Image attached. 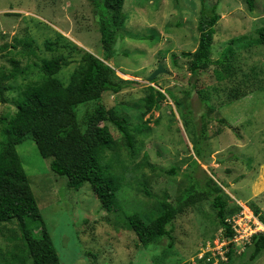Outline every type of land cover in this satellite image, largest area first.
I'll list each match as a JSON object with an SVG mask.
<instances>
[{
    "label": "rangeland",
    "instance_id": "obj_1",
    "mask_svg": "<svg viewBox=\"0 0 264 264\" xmlns=\"http://www.w3.org/2000/svg\"><path fill=\"white\" fill-rule=\"evenodd\" d=\"M203 1L216 4L219 14L211 60L227 46L234 52L232 72L221 81L215 64L192 80L190 59L183 55L197 47ZM123 11L126 20L105 63L130 83L76 107L81 124L98 104L128 121L132 148L112 122L100 123L112 135L100 162L121 178L117 208L102 209L87 182L78 190L68 187L66 176L51 171L50 159L39 155L30 137L16 147L61 263L264 264V252L251 260L248 247L252 234H264V45L255 43L257 29L264 26V0H256L252 12L243 0H124ZM47 41L54 43L52 51ZM72 44L102 58L91 0H0V72H8L12 60L25 70L6 82L0 119L15 111L22 89L41 80L42 59L63 55L70 63L56 77L69 81L81 55L68 47ZM159 65L163 71L148 81ZM202 124L206 137L196 148ZM204 172L228 197L226 217L235 230L232 260L209 201L176 215L171 246L166 237L140 243L126 215L149 218L165 193L175 204ZM29 226L38 237L40 226ZM21 249L16 220L0 224V264H21L14 258ZM23 264H32L31 259Z\"/></svg>",
    "mask_w": 264,
    "mask_h": 264
},
{
    "label": "trees",
    "instance_id": "obj_2",
    "mask_svg": "<svg viewBox=\"0 0 264 264\" xmlns=\"http://www.w3.org/2000/svg\"><path fill=\"white\" fill-rule=\"evenodd\" d=\"M91 1L97 13L102 58L77 45H68L81 55L78 66L71 72L66 84L56 75L70 61L63 55L42 59L41 80L22 89L18 93L15 111L0 119V224L16 220L22 249L21 258L16 255L14 258L21 264L26 257L31 259L32 264H62L51 236L44 226L36 198L17 152V145L26 137L34 141L42 158L50 159L49 166L53 173L66 176L68 187L78 190L87 182L102 209L110 211L117 208L116 193L120 188L121 178L111 174L100 162L101 153L112 142L108 127L100 123L105 120L112 122L124 136L128 147L132 148L128 121L116 114L112 115L111 110H106L103 105L98 104L85 115L81 124L76 107L98 101L104 92H117L120 87L130 83L118 79L114 69L105 63L113 56L114 44L126 20V14L123 11L124 0H101L103 9H98V0ZM255 1L243 0L249 12L255 9ZM218 19L216 4L209 5L203 1L197 24L199 32L197 47L193 52L183 53L190 59L188 71L192 80H195L201 70L212 64L217 66L214 75L219 81L232 72L230 59L234 52L231 46H227L216 61L210 58ZM255 43L264 45V26L257 29ZM53 44L47 41L45 47L52 51ZM11 62L12 68L8 72H0L1 102L6 101L5 92L9 90L6 82L16 79L25 71L18 61ZM192 88H195L193 84ZM157 93L162 96L161 93ZM204 99L206 100L203 96L201 100ZM208 108L212 110L210 105ZM204 128L205 125L202 124L196 131V148L206 137ZM197 155L201 157L199 151ZM195 164L199 167L197 163ZM201 201L210 202L222 236L227 242L229 251L226 254L231 261L235 230L226 217L228 197L219 184L206 173L203 179L193 178L191 184L177 197L175 204L165 193L158 201L157 212L149 218L144 219L137 212L126 217L144 246L164 237L169 239L171 246L173 220L176 215L184 208ZM261 221L264 223V220ZM33 223L40 226L38 237L34 236L33 228L29 226ZM248 247L251 249L249 258L256 259L264 252V234H252Z\"/></svg>",
    "mask_w": 264,
    "mask_h": 264
},
{
    "label": "water",
    "instance_id": "obj_3",
    "mask_svg": "<svg viewBox=\"0 0 264 264\" xmlns=\"http://www.w3.org/2000/svg\"><path fill=\"white\" fill-rule=\"evenodd\" d=\"M162 70L161 65H159L154 71L153 73L148 77V81H150L155 75H157L158 73H160Z\"/></svg>",
    "mask_w": 264,
    "mask_h": 264
}]
</instances>
